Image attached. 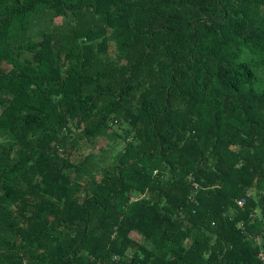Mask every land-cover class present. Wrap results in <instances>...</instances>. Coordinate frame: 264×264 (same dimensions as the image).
Masks as SVG:
<instances>
[{
  "label": "trees",
  "instance_id": "1",
  "mask_svg": "<svg viewBox=\"0 0 264 264\" xmlns=\"http://www.w3.org/2000/svg\"><path fill=\"white\" fill-rule=\"evenodd\" d=\"M260 252L264 0H0V264Z\"/></svg>",
  "mask_w": 264,
  "mask_h": 264
},
{
  "label": "rangeland",
  "instance_id": "2",
  "mask_svg": "<svg viewBox=\"0 0 264 264\" xmlns=\"http://www.w3.org/2000/svg\"><path fill=\"white\" fill-rule=\"evenodd\" d=\"M45 31H52L54 27H60L65 20L61 17H45ZM114 130L110 129L107 132H111L110 134L102 135L95 139L94 142V149L87 148L84 151L91 153L90 161L91 165L95 168H99V166L110 164L111 161L118 156L119 152L122 151L123 143H122V128L117 126V124L113 125ZM112 133H117L113 136ZM113 162V161H112ZM93 168V169H95ZM96 172L92 175L91 178L95 179L96 181L100 180V176L95 175Z\"/></svg>",
  "mask_w": 264,
  "mask_h": 264
},
{
  "label": "built area",
  "instance_id": "3",
  "mask_svg": "<svg viewBox=\"0 0 264 264\" xmlns=\"http://www.w3.org/2000/svg\"><path fill=\"white\" fill-rule=\"evenodd\" d=\"M193 185H194V188H197V184L196 183H193ZM244 202H245L244 198L243 199H239V200L236 201L237 206L240 207V208L243 207ZM254 240H255V242H260L261 241L259 237L254 238ZM257 257L261 261V264H264V253L260 252Z\"/></svg>",
  "mask_w": 264,
  "mask_h": 264
},
{
  "label": "clouds",
  "instance_id": "4",
  "mask_svg": "<svg viewBox=\"0 0 264 264\" xmlns=\"http://www.w3.org/2000/svg\"><path fill=\"white\" fill-rule=\"evenodd\" d=\"M256 237H258V236H256ZM256 237H255V238H256Z\"/></svg>",
  "mask_w": 264,
  "mask_h": 264
}]
</instances>
